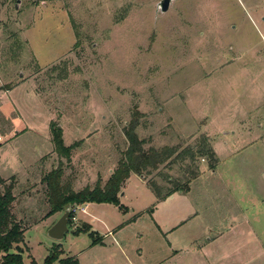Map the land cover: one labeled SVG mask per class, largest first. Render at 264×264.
<instances>
[{
	"label": "rangeland",
	"instance_id": "1",
	"mask_svg": "<svg viewBox=\"0 0 264 264\" xmlns=\"http://www.w3.org/2000/svg\"><path fill=\"white\" fill-rule=\"evenodd\" d=\"M161 1L0 0V195L12 185L23 264H44L54 246L78 264H224L231 241L246 242L227 234L231 220L253 200L264 211V0H172L166 13ZM133 122L144 150L203 145L214 161L173 157L132 175L124 209L74 206L68 233L50 239L63 211L45 218L43 176L61 166L74 192L102 188ZM51 123L64 146L80 142L68 161ZM148 182L190 192L157 202Z\"/></svg>",
	"mask_w": 264,
	"mask_h": 264
},
{
	"label": "trees",
	"instance_id": "2",
	"mask_svg": "<svg viewBox=\"0 0 264 264\" xmlns=\"http://www.w3.org/2000/svg\"><path fill=\"white\" fill-rule=\"evenodd\" d=\"M134 130L135 122L125 127L124 135L128 143L127 149L102 188L97 184L92 189L84 188L81 191L74 192L68 184L65 185L61 183L63 175L61 166H58L43 176L41 182L46 187V198L49 206V211L45 215V218H49L56 213L62 212L67 207L73 208L74 206L88 203L112 204L120 209H124L119 203L118 195L121 193V188L129 176L131 174L141 176L144 172L157 170L159 166L172 162L171 159L173 157L175 160L184 161L189 159L190 161H194L196 156H203L209 161H214V152L203 145L196 150L187 147L180 153H177L175 148H163L161 150L149 148L148 150H144V142L138 139ZM50 133L54 152L59 157L68 161L71 151L76 149L80 142H75L68 147L64 146L62 141V131L53 123L50 124ZM210 168L213 170L214 164H210ZM189 174L191 180L196 178L197 173L190 172ZM167 181L170 182V178H167ZM147 186L153 192L157 201L164 200L172 193L187 192L189 190V182L184 185H179L177 183L165 192H161L153 182H148ZM12 189V185L9 184L4 188V192L0 195L1 264H23V249L19 247L23 240V229L21 228V224L14 219L11 212V207L15 200L12 194ZM71 217L72 214L70 215V218ZM79 232L88 233V229L81 228L74 230V234H78ZM100 242V238L93 240L94 244ZM62 254L63 251L59 246L52 247L44 264H78L76 259L70 257L62 258Z\"/></svg>",
	"mask_w": 264,
	"mask_h": 264
},
{
	"label": "crops",
	"instance_id": "3",
	"mask_svg": "<svg viewBox=\"0 0 264 264\" xmlns=\"http://www.w3.org/2000/svg\"><path fill=\"white\" fill-rule=\"evenodd\" d=\"M132 175H135V174H131L129 176V178L126 180V182L123 186V190H124L126 184L129 182ZM123 190L121 191L122 194L121 193L119 194L120 195L119 197L123 196ZM189 192H190V188L186 193H189ZM173 194H177V192L172 193L171 195H173ZM179 194H182V193L179 192ZM156 201H157V199H156ZM161 201H164V200H161ZM157 202H159V201H157ZM263 202H264V200H263ZM119 203H120V198H119ZM252 203L254 205V208L251 209L250 214H248V212H246V213L241 212L240 217L235 218V219H237V221L231 220V222L228 226L227 234H230L232 239L236 236V237H239L241 239L242 238L246 239V242L245 243H243V242L237 243V242H233V240H232L230 245H229L230 246L229 253L225 252V257L223 258L224 264H262V261L264 258V246L262 244L259 232L255 229L251 228L250 223H251V221H255L254 219L257 220V218H256L257 214L263 215L264 211H263V208L261 207L262 204L257 202V200H253ZM92 204L88 203V204L80 205V206H78V209H81L82 212L83 211L85 212L86 209L89 208L88 206L92 205ZM184 223L185 222H182L180 225H182ZM239 224L240 225H247V226H249V228H246L244 231H236V232L233 231L234 228H237V225H239ZM112 233H113L112 235H114L116 232L113 231ZM208 241L211 242L210 239ZM238 245H239V247H238Z\"/></svg>",
	"mask_w": 264,
	"mask_h": 264
},
{
	"label": "water",
	"instance_id": "4",
	"mask_svg": "<svg viewBox=\"0 0 264 264\" xmlns=\"http://www.w3.org/2000/svg\"><path fill=\"white\" fill-rule=\"evenodd\" d=\"M172 0H162L158 4V10L160 13H166L169 10L170 4ZM60 129V127H59ZM70 209L71 207H67L62 216L58 219V221L48 230V237L55 241H61L64 238V235L68 233V221L70 218Z\"/></svg>",
	"mask_w": 264,
	"mask_h": 264
},
{
	"label": "built area",
	"instance_id": "5",
	"mask_svg": "<svg viewBox=\"0 0 264 264\" xmlns=\"http://www.w3.org/2000/svg\"><path fill=\"white\" fill-rule=\"evenodd\" d=\"M76 209L71 208L70 209V215L73 214L75 212ZM69 220H74L73 216L71 218H69Z\"/></svg>",
	"mask_w": 264,
	"mask_h": 264
}]
</instances>
